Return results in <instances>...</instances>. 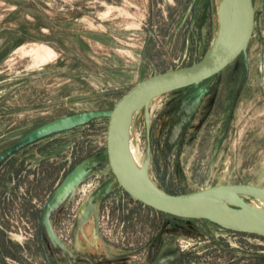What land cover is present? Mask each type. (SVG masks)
Here are the masks:
<instances>
[{
  "label": "rangeland",
  "instance_id": "obj_1",
  "mask_svg": "<svg viewBox=\"0 0 264 264\" xmlns=\"http://www.w3.org/2000/svg\"><path fill=\"white\" fill-rule=\"evenodd\" d=\"M225 1L0 0V153L41 125L111 110L142 79L201 60L223 30ZM252 2L251 39L230 66L133 114L128 149L167 193L264 190V0ZM106 128L100 118L43 138L58 135L55 165L33 167L36 142L0 162L2 264H47L43 250L54 264H264L263 240L125 194L107 164ZM78 165L86 173L39 230L45 202Z\"/></svg>",
  "mask_w": 264,
  "mask_h": 264
},
{
  "label": "water",
  "instance_id": "obj_2",
  "mask_svg": "<svg viewBox=\"0 0 264 264\" xmlns=\"http://www.w3.org/2000/svg\"><path fill=\"white\" fill-rule=\"evenodd\" d=\"M236 17L229 33L216 38L213 46L198 62L161 72L127 90L111 110L86 111L55 119L39 126L18 142L0 153V162L22 148L53 134L86 125L96 119L107 118L106 158L118 187L132 200L160 213L187 220H205L219 228L248 233L264 239V218L260 208L248 204L244 197L264 202V190L247 184L214 185L199 191L170 194L158 188L146 175L132 166L127 155V127L132 112L153 98L179 88L196 85L230 66L246 49L254 28L252 0H235ZM226 12V1L221 24ZM220 24V28H221ZM219 28V31H220ZM139 107V108H140ZM149 126L147 124V141ZM149 155V144L147 149ZM76 166L57 186L45 202L39 230L48 226L49 207L77 181L67 186ZM145 170V166L143 167ZM146 173V170H145ZM79 180V179H78ZM42 248L43 244L41 242ZM44 252L47 264H54ZM0 264L1 261H0Z\"/></svg>",
  "mask_w": 264,
  "mask_h": 264
},
{
  "label": "bare ground",
  "instance_id": "obj_3",
  "mask_svg": "<svg viewBox=\"0 0 264 264\" xmlns=\"http://www.w3.org/2000/svg\"><path fill=\"white\" fill-rule=\"evenodd\" d=\"M225 1V0H224ZM224 7V5H223ZM236 17V3L235 0H226V15L224 20V24H223V30L220 33V36H224L227 33H229V31L231 30V27L233 25V22L235 20ZM140 106H138L131 114L130 118H129V122H128V127H127V141H130L131 137L129 136V126L131 125V121L133 118V114L139 109ZM129 143V142H128ZM127 155L129 158V161L131 162L132 166L137 170V172L146 175L145 170L143 169V167L140 166V163L137 161V158L134 154V152L130 149H127ZM85 171H82V167H79L74 174H72L71 178L69 179L67 186H70L73 182L77 181L80 176H82V174ZM86 173V172H85ZM81 179V178H80ZM78 182V181H77ZM258 201V200H257ZM261 205V212L260 215L264 218V202L262 201H258ZM259 204H255L254 206H258ZM85 229V244H87L89 246V242H90V237L92 235V231H91V227L87 226Z\"/></svg>",
  "mask_w": 264,
  "mask_h": 264
},
{
  "label": "crops",
  "instance_id": "obj_4",
  "mask_svg": "<svg viewBox=\"0 0 264 264\" xmlns=\"http://www.w3.org/2000/svg\"><path fill=\"white\" fill-rule=\"evenodd\" d=\"M57 136L58 135L49 137L47 139H43V140L38 141V142H36V143H34V144L29 146V148L30 147L31 148L28 149V151L30 153H32V155H34L33 156L34 161L37 162L36 165L33 164V167L34 166H42V165L43 166H46V165L47 166H51V165H55L56 164V163H54V161L56 160V157H55L56 152H55V150H49V146L56 140ZM53 146H55V145H53ZM41 147H44L45 150H49L50 152L46 153V154H42L41 153ZM60 198H62L61 195L54 200V202L52 203L51 206H58Z\"/></svg>",
  "mask_w": 264,
  "mask_h": 264
},
{
  "label": "trees",
  "instance_id": "obj_5",
  "mask_svg": "<svg viewBox=\"0 0 264 264\" xmlns=\"http://www.w3.org/2000/svg\"><path fill=\"white\" fill-rule=\"evenodd\" d=\"M201 221L207 222V221H205V220H201ZM207 223H209V222H207ZM209 224H211V223H209ZM211 225H213V224H211ZM214 226H215V225H214ZM216 227H217V226H216ZM251 236H254V237L259 238V239H261V240L264 241V239H262V238H260V237H258V236H255V235H251Z\"/></svg>",
  "mask_w": 264,
  "mask_h": 264
}]
</instances>
